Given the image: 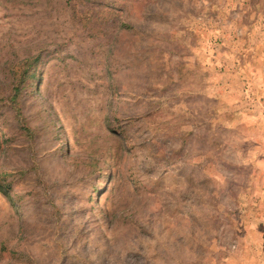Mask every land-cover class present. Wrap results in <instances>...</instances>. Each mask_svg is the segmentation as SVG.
<instances>
[{
	"label": "rangeland",
	"instance_id": "obj_1",
	"mask_svg": "<svg viewBox=\"0 0 264 264\" xmlns=\"http://www.w3.org/2000/svg\"><path fill=\"white\" fill-rule=\"evenodd\" d=\"M0 264H264V0H0Z\"/></svg>",
	"mask_w": 264,
	"mask_h": 264
},
{
	"label": "trees",
	"instance_id": "obj_2",
	"mask_svg": "<svg viewBox=\"0 0 264 264\" xmlns=\"http://www.w3.org/2000/svg\"><path fill=\"white\" fill-rule=\"evenodd\" d=\"M31 60L28 59L25 64H24V71H23V76H28L27 74L30 73V69H31ZM25 77H22L18 80L17 84L14 85V89H13V94L10 97L11 102H17L21 93V85L23 83ZM29 129V128H27Z\"/></svg>",
	"mask_w": 264,
	"mask_h": 264
}]
</instances>
